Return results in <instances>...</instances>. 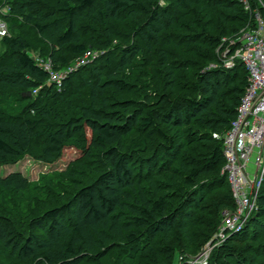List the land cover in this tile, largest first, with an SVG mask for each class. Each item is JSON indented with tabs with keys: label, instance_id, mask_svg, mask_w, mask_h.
Instances as JSON below:
<instances>
[{
	"label": "trees",
	"instance_id": "trees-1",
	"mask_svg": "<svg viewBox=\"0 0 264 264\" xmlns=\"http://www.w3.org/2000/svg\"><path fill=\"white\" fill-rule=\"evenodd\" d=\"M260 1L0 0V164L75 154L38 185L0 176V264H175L201 249L234 209L211 134L246 85L214 51L255 10L264 26ZM92 49L59 85L33 58L57 70ZM206 259L264 264V173L243 228Z\"/></svg>",
	"mask_w": 264,
	"mask_h": 264
},
{
	"label": "built area",
	"instance_id": "built-area-1",
	"mask_svg": "<svg viewBox=\"0 0 264 264\" xmlns=\"http://www.w3.org/2000/svg\"><path fill=\"white\" fill-rule=\"evenodd\" d=\"M243 3V7L248 9L246 0ZM6 34L5 23L0 19V38ZM220 41L221 65L229 68L235 61H240L246 70V85L227 129L211 134L222 143L221 172L229 183L234 209L222 211L221 221L207 242L209 249L243 228L254 209L264 173V26L260 14L255 10L252 20L236 35ZM97 53L85 50L69 65L57 70L51 68L48 59L33 58L47 71L48 80L59 85L68 72L88 62Z\"/></svg>",
	"mask_w": 264,
	"mask_h": 264
},
{
	"label": "rangeland",
	"instance_id": "rangeland-1",
	"mask_svg": "<svg viewBox=\"0 0 264 264\" xmlns=\"http://www.w3.org/2000/svg\"><path fill=\"white\" fill-rule=\"evenodd\" d=\"M247 1V0H246ZM257 3L262 4L260 0H256ZM159 3H162V0H158ZM243 3V0H242ZM244 6V3H243ZM264 9V8H263ZM227 38V37H225ZM93 52H96L97 50L92 49ZM98 52V51H97ZM217 53L218 59L220 60V50L214 51V53ZM102 51H99L97 54L93 56L90 60L94 59L98 55H100ZM215 53V55H216ZM89 60V61H90ZM221 63V60H220ZM208 64V63H207ZM217 65L214 62H209L208 66H215ZM75 156L74 152L70 149H65L61 156L54 161L53 163L49 165H43L39 163L38 161L33 160L29 156H24L20 159H18L14 163H6V164H0V176H6L9 173L12 172H21L33 185H38L39 183L42 182L41 176L42 177H55L56 172L58 169H63L65 164L71 160ZM8 197L11 198L13 196L16 200H19L21 203L23 202H31L33 193L30 191L26 195L22 194H7ZM213 235V234H212ZM211 235V237H212ZM209 240V239H208ZM208 240H206L201 249L197 251L194 254H185L184 255V260L179 261L178 259L175 260V264H204V262L207 260L206 258L209 257L210 252L212 251L211 248L209 249V246L207 245ZM222 243V242H221ZM220 243V244H221ZM219 244V245H220ZM114 255V254H113ZM111 255V259L109 261H104L106 264H109L112 262L113 258Z\"/></svg>",
	"mask_w": 264,
	"mask_h": 264
}]
</instances>
